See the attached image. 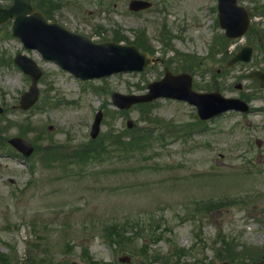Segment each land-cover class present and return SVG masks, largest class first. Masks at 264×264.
Here are the masks:
<instances>
[{
	"label": "rangeland",
	"instance_id": "374dc122",
	"mask_svg": "<svg viewBox=\"0 0 264 264\" xmlns=\"http://www.w3.org/2000/svg\"><path fill=\"white\" fill-rule=\"evenodd\" d=\"M32 1L41 6L44 3ZM54 1L58 3L50 9L54 21L95 39H112L114 31L119 30L132 40L135 30L144 28L150 39L149 51L163 63L140 73L121 72L88 80L91 87H99L95 93L37 51L22 48L17 38L5 35L7 28L3 25L0 105L9 110L29 84L12 64L16 53L33 57L45 74L39 81L43 101L27 111L10 109L0 121L25 124L32 120L41 132L26 130L24 135L37 142L42 155L49 143L53 149L46 152L62 147L70 153L76 145H84L90 139L93 113L100 105L104 117L99 137L108 130L123 131L127 137L132 129L145 136L147 129H152L151 139L160 134L163 138L156 140L151 150L124 155L122 160L93 161L79 150L77 158L68 160L55 152L61 163L43 166L37 154L23 162L0 152V253L5 256L0 264H23L29 252L67 264H111L128 253L133 259L130 264H139L143 251L172 253L173 245L182 248L181 256H177L179 264H245L238 260L247 251L242 246L264 247V88L248 76L252 68L264 70V55L259 52L249 64L230 67L225 65L226 49L208 56L213 36L223 33L218 22L215 24L217 0H147L152 6L139 12L128 10L129 0ZM11 2L0 0V5ZM257 2L264 5V0ZM254 12L259 16L253 22L255 32L262 33L260 41L264 45V10ZM165 35L170 36L166 48L161 39ZM246 42L258 45L252 35L236 40L228 52L237 51ZM179 53L195 56L201 66L191 71L190 65L181 68ZM163 65L172 71L180 68L191 73L196 91L217 90L227 97H240L251 111L226 112L208 121L204 124L207 128L200 131L197 127L202 124L192 130L195 108L183 101L158 99L150 106L128 110H117L111 104L112 91L143 92L148 82L162 77ZM47 100L50 105L45 104ZM128 119L133 122L132 128L126 125ZM17 133L15 126L7 135ZM257 138L263 141L261 146L255 144ZM146 153L150 154L148 158L142 156ZM8 178H13L14 184ZM229 197L232 203H217L209 214L196 215L193 211L195 205L207 200ZM152 214L158 226L149 229L151 232L135 234L133 242L114 247L115 251L104 242L100 222L128 223L131 217L148 221ZM220 238L235 241L234 257L217 253L223 242ZM46 244L53 247L48 251Z\"/></svg>",
	"mask_w": 264,
	"mask_h": 264
},
{
	"label": "water",
	"instance_id": "95a60500",
	"mask_svg": "<svg viewBox=\"0 0 264 264\" xmlns=\"http://www.w3.org/2000/svg\"><path fill=\"white\" fill-rule=\"evenodd\" d=\"M234 4L235 0H220L219 8L221 23L227 26V34L233 37L245 30L248 20L243 9L235 7ZM8 18H14L12 33L20 36L26 46L38 48L45 57L57 60L83 78L102 76L125 69L141 70L153 60L147 53L139 52L133 45H119L114 42L94 43L87 36L74 34L60 25L48 23L39 12L33 11L30 3L24 0H14V4L8 9H0V22ZM232 23L235 24L234 29ZM16 62L25 70H35V64L22 56H17ZM151 87L159 90L154 92L151 90L148 94L149 98L175 94L195 103L201 112H204L205 107L215 98L221 99L217 94L204 95L192 92L189 77L184 75L172 76L167 73L163 81ZM31 89V93L27 96L36 94L35 85ZM27 96L23 101L25 106L35 100L34 97ZM224 102V107L242 106L234 100Z\"/></svg>",
	"mask_w": 264,
	"mask_h": 264
}]
</instances>
